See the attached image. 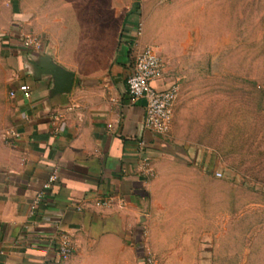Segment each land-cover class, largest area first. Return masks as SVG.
<instances>
[{"label":"crops","instance_id":"1","mask_svg":"<svg viewBox=\"0 0 264 264\" xmlns=\"http://www.w3.org/2000/svg\"><path fill=\"white\" fill-rule=\"evenodd\" d=\"M162 4L0 1V264H145L147 249L158 264L206 260L204 235L182 222L169 196L173 181L205 176L182 173V155L144 126V101L126 91L147 46L164 65L152 85L180 84ZM26 34L40 40L39 50L23 46ZM57 69L67 77L60 91ZM143 155L151 176L141 173ZM54 171L58 181L34 204ZM59 233L73 247L66 258Z\"/></svg>","mask_w":264,"mask_h":264},{"label":"rangeland","instance_id":"2","mask_svg":"<svg viewBox=\"0 0 264 264\" xmlns=\"http://www.w3.org/2000/svg\"><path fill=\"white\" fill-rule=\"evenodd\" d=\"M162 5L182 73L161 139L183 174L205 176L171 183L177 216L207 241L205 261L183 264H264V0Z\"/></svg>","mask_w":264,"mask_h":264},{"label":"built area","instance_id":"3","mask_svg":"<svg viewBox=\"0 0 264 264\" xmlns=\"http://www.w3.org/2000/svg\"><path fill=\"white\" fill-rule=\"evenodd\" d=\"M140 34V29L138 30ZM22 44L25 48L37 51L41 47L40 40L30 34L22 37ZM163 61L153 47L147 46L142 49L134 60L131 72L125 78L126 91L131 101L142 100L145 104L144 126L157 135L167 133L170 128L172 119L173 104L179 93V84L171 82L166 87L158 89L152 85V82L163 77ZM19 90L29 96L30 87L26 84L19 85ZM8 136H16V133H9ZM140 151L143 148V141L137 143ZM141 173L144 176H151L153 169L149 157L141 156L140 162ZM217 177L221 176L216 172ZM58 181V174L52 172L34 197V204L43 200L46 191ZM106 202L97 201L96 204H105ZM56 248L61 258L71 255L73 247L67 235L59 233L56 238ZM145 264H156L154 256L149 249L146 251Z\"/></svg>","mask_w":264,"mask_h":264},{"label":"water","instance_id":"4","mask_svg":"<svg viewBox=\"0 0 264 264\" xmlns=\"http://www.w3.org/2000/svg\"><path fill=\"white\" fill-rule=\"evenodd\" d=\"M54 76L61 81V85L60 86L56 85L55 88L58 91L65 89L66 84H67V77L63 73V71H61L60 69H57L56 72L54 73Z\"/></svg>","mask_w":264,"mask_h":264}]
</instances>
